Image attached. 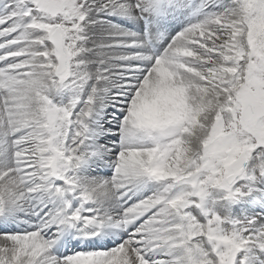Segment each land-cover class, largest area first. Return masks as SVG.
I'll use <instances>...</instances> for the list:
<instances>
[{
    "label": "snow or ice",
    "instance_id": "obj_1",
    "mask_svg": "<svg viewBox=\"0 0 264 264\" xmlns=\"http://www.w3.org/2000/svg\"><path fill=\"white\" fill-rule=\"evenodd\" d=\"M0 264H264V0H0Z\"/></svg>",
    "mask_w": 264,
    "mask_h": 264
}]
</instances>
